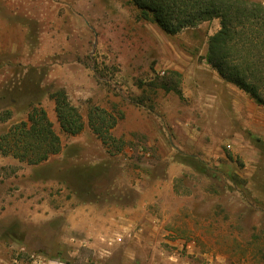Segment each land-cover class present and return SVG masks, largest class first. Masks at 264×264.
Wrapping results in <instances>:
<instances>
[{"label": "rangeland", "instance_id": "374dc122", "mask_svg": "<svg viewBox=\"0 0 264 264\" xmlns=\"http://www.w3.org/2000/svg\"><path fill=\"white\" fill-rule=\"evenodd\" d=\"M219 29L168 34L132 0H0V136L41 105L62 140L40 164L0 152V264L143 263L114 209L160 189L196 221L172 255L264 264V105L207 61ZM60 89L78 134L60 127Z\"/></svg>", "mask_w": 264, "mask_h": 264}, {"label": "trees", "instance_id": "16d2710c", "mask_svg": "<svg viewBox=\"0 0 264 264\" xmlns=\"http://www.w3.org/2000/svg\"><path fill=\"white\" fill-rule=\"evenodd\" d=\"M132 2L144 18L172 35L218 19L220 29L209 37L207 61L224 79L264 105V3L253 0ZM50 98L55 102L61 129L73 135L80 133L85 127L84 118L66 90H57ZM61 151V137L41 105H33L27 119L12 125L0 136L3 155H12L29 164H40Z\"/></svg>", "mask_w": 264, "mask_h": 264}, {"label": "crops", "instance_id": "0c3cea01", "mask_svg": "<svg viewBox=\"0 0 264 264\" xmlns=\"http://www.w3.org/2000/svg\"><path fill=\"white\" fill-rule=\"evenodd\" d=\"M165 191L166 194L161 189L156 192L155 195L158 199L151 201V207L140 204L136 207L114 209V211H117L113 219L114 225L131 231L133 236L131 242L134 241L136 246H142L146 251L144 255H141L142 258L133 253L128 255L139 263L142 261L144 264H203L200 259H202L201 256L205 257V254H202L200 247L193 248L192 253L187 252L191 253L192 257L187 253L172 255L169 252L171 247L181 246L189 239L188 235L177 233V228L184 229L186 225L195 228L196 221L192 210L188 211L192 213V220L190 218L189 220L185 219V215L179 220L182 214L181 211H184L183 207H175L177 204H174V202L177 195L173 189H165ZM257 196L264 198V189L258 190ZM156 203L159 206H156ZM179 208L182 210L180 211ZM192 237L196 238L194 235ZM171 260H178V262H171ZM209 260L213 261L214 255Z\"/></svg>", "mask_w": 264, "mask_h": 264}, {"label": "built area", "instance_id": "2783aa9c", "mask_svg": "<svg viewBox=\"0 0 264 264\" xmlns=\"http://www.w3.org/2000/svg\"><path fill=\"white\" fill-rule=\"evenodd\" d=\"M113 240L120 241L122 240V236L120 234H117V236Z\"/></svg>", "mask_w": 264, "mask_h": 264}]
</instances>
